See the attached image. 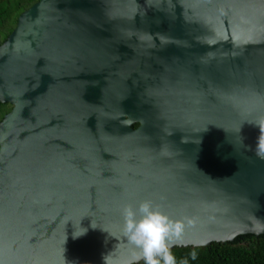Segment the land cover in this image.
<instances>
[{"label":"water","instance_id":"obj_1","mask_svg":"<svg viewBox=\"0 0 264 264\" xmlns=\"http://www.w3.org/2000/svg\"><path fill=\"white\" fill-rule=\"evenodd\" d=\"M0 102V264L142 261L143 200L176 247L264 234V0H36Z\"/></svg>","mask_w":264,"mask_h":264},{"label":"clouds","instance_id":"obj_2","mask_svg":"<svg viewBox=\"0 0 264 264\" xmlns=\"http://www.w3.org/2000/svg\"><path fill=\"white\" fill-rule=\"evenodd\" d=\"M264 153V136L259 142ZM123 232L129 245L135 249L132 260H143L145 264H190L198 260L199 252L189 251L183 258L172 251L174 245L184 239L186 225L182 219H173L152 200H143L134 209L126 205L123 209ZM109 264H112L109 261ZM131 264V262H129Z\"/></svg>","mask_w":264,"mask_h":264},{"label":"trees","instance_id":"obj_3","mask_svg":"<svg viewBox=\"0 0 264 264\" xmlns=\"http://www.w3.org/2000/svg\"><path fill=\"white\" fill-rule=\"evenodd\" d=\"M35 1L0 0V23L2 25L7 21L11 22L0 43L14 27L17 15ZM9 108L8 103L0 102V119ZM136 125L134 123L132 127ZM193 249L199 252V257L195 262L190 261V264H264V234H240L231 241L210 242L205 246H174L172 251L178 255V258H183ZM132 264H145V262L142 260Z\"/></svg>","mask_w":264,"mask_h":264},{"label":"rangeland","instance_id":"obj_4","mask_svg":"<svg viewBox=\"0 0 264 264\" xmlns=\"http://www.w3.org/2000/svg\"><path fill=\"white\" fill-rule=\"evenodd\" d=\"M11 24L10 21H7L6 24L0 23V40L2 39L4 33L8 30L9 25Z\"/></svg>","mask_w":264,"mask_h":264}]
</instances>
